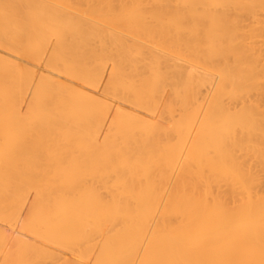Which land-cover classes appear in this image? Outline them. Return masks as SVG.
<instances>
[{
	"label": "bare ground",
	"instance_id": "1",
	"mask_svg": "<svg viewBox=\"0 0 264 264\" xmlns=\"http://www.w3.org/2000/svg\"><path fill=\"white\" fill-rule=\"evenodd\" d=\"M0 264H264V0H0Z\"/></svg>",
	"mask_w": 264,
	"mask_h": 264
}]
</instances>
